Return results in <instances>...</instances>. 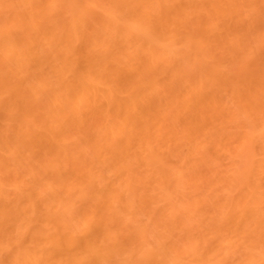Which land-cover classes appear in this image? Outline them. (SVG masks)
I'll use <instances>...</instances> for the list:
<instances>
[{
    "label": "bare ground",
    "instance_id": "6f19581e",
    "mask_svg": "<svg viewBox=\"0 0 264 264\" xmlns=\"http://www.w3.org/2000/svg\"><path fill=\"white\" fill-rule=\"evenodd\" d=\"M0 264H264V0H0Z\"/></svg>",
    "mask_w": 264,
    "mask_h": 264
}]
</instances>
